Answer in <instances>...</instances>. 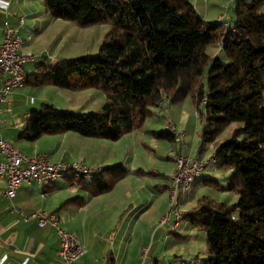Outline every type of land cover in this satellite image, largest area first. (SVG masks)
Listing matches in <instances>:
<instances>
[{"label": "trees", "instance_id": "obj_1", "mask_svg": "<svg viewBox=\"0 0 264 264\" xmlns=\"http://www.w3.org/2000/svg\"><path fill=\"white\" fill-rule=\"evenodd\" d=\"M42 1L50 17L79 29L110 28L96 53L53 65L35 62L36 74L25 86L96 90L104 103L88 114L42 104L29 111L18 138L34 142L70 132L115 142L142 129L162 102L191 97L204 122V141L235 125L217 145L213 163L227 172L226 183L201 175L193 185L216 186L236 201L201 195L182 221L205 233L203 264H264V0H235L227 24L206 21L191 0ZM219 43V54H209ZM151 133L174 142L173 131ZM101 174L92 184L71 181L95 197L128 173L116 166Z\"/></svg>", "mask_w": 264, "mask_h": 264}, {"label": "crops", "instance_id": "obj_2", "mask_svg": "<svg viewBox=\"0 0 264 264\" xmlns=\"http://www.w3.org/2000/svg\"><path fill=\"white\" fill-rule=\"evenodd\" d=\"M191 1L206 21L225 24L232 20L233 8L237 5L235 0ZM0 4L5 7L0 8V25L6 16L13 24L23 17L24 23L19 28V34L25 40V49L41 54V59L48 62L51 57L59 60L96 53L109 31L92 33L89 31L92 27L79 29L72 23L54 19L45 12L42 0H0ZM211 51L208 53L211 54ZM45 87L50 86L40 88ZM32 89L24 86L13 90L2 105V136L8 132L10 138H14L13 132L16 130L20 134L29 111L37 110L23 108L25 93ZM52 93L51 102L47 104L75 114L96 112L104 103L103 94L96 90L67 91L62 95L57 91ZM162 107L160 105L159 108ZM8 108H11L12 113L6 112ZM159 113L156 115L159 116ZM171 127L166 123L162 129L173 131ZM18 140L23 147L19 149L27 156L44 154L54 162L81 160L88 166H101L102 169L121 166L128 174L111 191L95 197H90L87 191L69 179L49 185H22L12 201L0 197V264H63L57 254L59 243L53 230L48 227L40 229L33 221L22 222L17 214L11 212L12 206L27 213L39 209L56 212L62 220V227L74 232L85 248V255L76 264H140L142 250L147 248H140L141 245L164 244L167 240L176 243L170 240L171 231L178 242H184L194 234L195 229L186 225L187 222L182 224L183 221L175 229L172 226V229L167 227L161 231V226L170 221L161 224L168 211V205L166 207L164 204V190L169 191L168 175L174 170L173 167L165 177L167 184L154 186L155 189L148 186L142 173L136 172L134 159L120 156L122 146L118 144L119 141L87 139L70 132L44 135L34 142ZM179 152L184 155L181 150ZM208 170L218 171L215 168ZM3 186L0 181V188ZM162 194L163 198L159 200ZM81 200L83 204H80ZM155 228L159 229L154 231ZM193 248L190 247L188 253H195L196 249ZM178 249L180 252L185 248ZM166 254L158 246L151 255L152 259L149 257L150 260L143 264H164L161 260L166 258Z\"/></svg>", "mask_w": 264, "mask_h": 264}, {"label": "built area", "instance_id": "obj_3", "mask_svg": "<svg viewBox=\"0 0 264 264\" xmlns=\"http://www.w3.org/2000/svg\"><path fill=\"white\" fill-rule=\"evenodd\" d=\"M0 8L5 9L0 4ZM24 19L20 17L17 24H13L6 16L0 25V114L2 105L11 95L13 90L22 88L27 81L36 74L33 64L41 59V54H35L25 49V40L19 34V28L23 25ZM223 43L217 45L219 54ZM58 59L51 57L50 64L57 63ZM27 66H30L27 68ZM12 113L11 108L6 110ZM4 120L0 118V129ZM22 126V125H21ZM174 141L186 147L183 139V132L173 130ZM216 148L206 159L199 157L192 158L178 153L172 158L174 170L170 174V195L168 213L162 219L165 223L170 216L175 217V222L182 221L183 215L187 212L178 209L175 202L180 193L187 192L193 183L202 175L210 163L215 162ZM172 152L169 153V156ZM103 169L101 166H88L81 160L51 161L44 154L33 156L25 155L19 148L7 141L0 133V181L3 188H0V197L6 201H12L22 185H49L60 180H82L92 184L100 177ZM11 212L18 215L19 219L28 223L33 221L40 229L46 227L53 230L58 238V256L63 264H76L83 258L86 251L77 235L62 227V220L56 212L39 209L30 213L13 207ZM180 264H194L192 260Z\"/></svg>", "mask_w": 264, "mask_h": 264}, {"label": "rangeland", "instance_id": "obj_4", "mask_svg": "<svg viewBox=\"0 0 264 264\" xmlns=\"http://www.w3.org/2000/svg\"><path fill=\"white\" fill-rule=\"evenodd\" d=\"M109 28V26L99 25L92 27V29L89 31L92 33H101V31L109 30ZM210 48L208 49V52L213 49L211 51V55L213 56L217 52V46ZM29 67L30 66H27V68ZM53 91H57L60 93V95L67 93L66 90H56V88L53 87L33 88L32 90H28V92L25 93V98H23V108L25 110L26 108L38 109L40 108L41 104L50 103V96H53ZM161 106L163 107L152 110V114L146 119L142 129L134 131L135 133L132 132L133 134L131 133V135L122 136L119 140H117L119 141L118 144L122 146V152L120 153V156L123 158L129 157L134 159L136 172L140 175L141 173L143 174V178L147 180V184L150 187H154L162 183L167 184L165 182V177L168 175L169 171H171L172 167L174 168V160L172 158L176 153L179 154L180 150L184 156L206 159L211 155L213 149L216 148L217 145L225 138H227L229 131L235 127V125H232L228 130L211 142V145H209L210 143L203 140L204 122L202 121L199 111L191 97L185 98V100L179 104H170L165 101L161 103ZM18 112H21V110L18 109ZM158 112H160L159 116L156 115ZM16 121L18 122L20 119H16ZM166 123L170 124V126L172 125V130L175 129L176 131L183 132V134L185 133L183 137L186 143L185 148H181V146L175 141L169 142L167 140H158L152 136L151 131L153 130L159 132L164 131L162 128ZM146 131L149 132L144 134ZM18 134L19 132L16 130L13 132L14 138H10V134L8 132L4 133L3 136L8 139L11 144L22 150L23 147L20 146L22 144H20V141L18 140ZM107 143L111 144L112 142ZM170 152H172L171 156H169ZM214 166L215 165L213 163H210L209 167L203 171L202 175L212 177L216 179L220 185H224L226 183L224 177L227 176V174L224 173L227 172L208 170L210 168H214ZM168 177H170V175H168ZM168 181L170 188L169 178ZM199 183L197 182V184L192 185V187L187 192L180 193V195H178L175 202L178 209H181L185 212L190 211L194 207L196 200L201 195L210 196L211 198L220 202L234 203L236 201V197L232 195V198L231 194H226L225 190H219V188L217 189L216 186H203ZM164 191V204L167 207V202L169 203L170 190L168 191L165 189ZM161 198H163V194L159 196V200ZM167 213L168 211H166L165 216ZM167 221H169L167 225L164 224V226H161V231H164L167 227L172 229V226L175 229V227L180 223H176L175 217L173 216H170ZM172 223H174V225ZM184 223L186 222L183 221L182 224ZM158 229L159 228H155L154 231H157ZM169 235L170 240L177 242L174 243L167 240L164 244L154 243L153 245H141L140 248L142 246L147 248L142 250L139 263L143 264L145 261L147 263L150 260L155 248L160 246L162 252H167L166 258L161 260V262H164V264H180L181 262H188L190 260H192L194 264H203V261L206 257V238L205 233L202 232L200 228H197L194 234L192 233L184 242H178L177 237H175V233L172 231L169 233ZM179 247L185 248L186 250L182 249L179 252ZM190 247H194L193 249H196V252L188 253V249H190ZM175 254L178 255L175 256Z\"/></svg>", "mask_w": 264, "mask_h": 264}]
</instances>
